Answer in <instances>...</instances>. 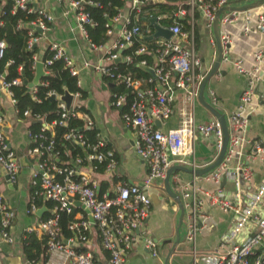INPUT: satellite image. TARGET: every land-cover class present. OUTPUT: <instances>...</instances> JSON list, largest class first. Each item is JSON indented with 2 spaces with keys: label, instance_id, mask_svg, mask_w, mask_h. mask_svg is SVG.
Returning <instances> with one entry per match:
<instances>
[{
  "label": "built area",
  "instance_id": "1",
  "mask_svg": "<svg viewBox=\"0 0 264 264\" xmlns=\"http://www.w3.org/2000/svg\"><path fill=\"white\" fill-rule=\"evenodd\" d=\"M64 1L67 10L74 11L76 26L87 40L83 25H93V22L84 11V0ZM233 1L182 0L176 16L187 18V28L184 30L175 22L162 26L157 22V17H148L147 21L155 18L156 23L161 28L167 29L171 36L168 39L157 37L152 47L140 46L133 50L136 55L149 54L153 58L150 65H146L144 59L137 62L139 67L153 72L154 77L149 76L146 80L132 79L128 74H114L110 71V65L116 59H122L126 63L132 62L130 54L120 55V52L130 47L136 37L142 36L138 25L141 15L140 5L144 3L142 1L131 0L129 12L125 13L121 8L111 17L108 26L106 25L108 27L106 35L114 31L116 39L108 47L103 58L94 65H90L85 60L75 63L73 59L64 55L60 44L53 42L49 45V50L52 51L51 59L62 58L71 76L77 77L80 67H91L100 77L105 75L115 78L126 88H130L133 96L128 102L125 100L126 93L114 92L111 94L110 105L114 108L123 107L120 112L121 121L126 128L133 131V150L145 162L147 172L146 177L138 184H128L122 180L115 183L113 190L100 192L95 175L103 173L114 175L116 161L113 152L104 148L98 134H94L93 139L89 141L80 131L69 129L64 138L74 141L83 149L84 155L83 157L76 155L73 160L71 159V165H67L66 161L59 160L51 139H46L42 133L30 135L28 130L27 136L29 139L31 137V146L26 153L33 161L34 170L29 180L32 191L28 197L25 213L33 214L40 208L37 199L49 200L52 205L47 208L50 215L38 220L34 225L25 226L22 236L35 231L46 235L44 247L47 258L44 264H103L90 250L77 251L87 245V234L90 233L92 225L97 231L100 247L106 253L107 264H125L126 255L137 239V233L143 228L149 213L150 200L145 189L153 187L156 181L162 182L167 171L173 166L187 167L191 171L188 178H179L176 174L171 176L178 188L176 200L182 208L185 223L182 245L187 248L190 264H263L264 209H260L259 204L264 201V181H260L255 188L250 189L253 184L249 161L264 155V143L251 144L250 151L245 157L238 158L239 148L245 141L243 133L246 119L243 110L251 100L248 91L240 93L238 105L228 118L227 142L220 162L201 175L194 172L200 167L194 162L195 138L211 137L215 149L219 151L223 137L220 124L215 118L205 122H196L194 118V107L203 79L199 71L200 57L195 48L194 13L198 12L205 26L210 28L216 12L224 6H232ZM35 2L36 0H12V11L25 9L28 13L36 12L33 19L25 23L19 20L16 23L17 28L27 27L28 46L35 45L41 39L48 28L45 22L49 24L51 21L46 11L34 7ZM262 5L255 7L258 8L256 11L255 8L223 11L219 15L218 22L221 25H240L243 35L255 33L264 35ZM66 13L64 12L63 15ZM114 25L118 27L117 30H114ZM34 31L38 33L34 34ZM145 32L148 33L149 29L147 28ZM148 36H151V32ZM219 41L221 60H226L229 35L219 33ZM89 45L91 48L96 47L90 43ZM4 48L5 43L0 40V60ZM251 56L255 62L264 58V42L252 52ZM9 62L7 61L5 66ZM45 63L49 64L50 60ZM232 64L238 74L247 77L249 88L259 82L264 86V79L257 77L256 68L245 69L240 60H235ZM47 73L48 71L44 69V74ZM3 77V74L0 75V89L7 92L14 106L15 100L8 88L10 85L20 84L21 80L14 78L5 81ZM146 82H151L152 86L144 87ZM76 86H78L77 79ZM28 90L34 93L35 87ZM68 94L72 97L69 108L66 109L61 101L58 104L61 119L78 104L74 103L78 93ZM47 95L59 99L63 94L56 95L49 91ZM32 98L35 99L34 96ZM14 111L17 112L15 109ZM175 111L179 113L176 126L165 130L155 127V121L166 120ZM22 116L39 121L40 132L49 127L38 114L30 113L27 109L22 112ZM78 116L83 122L81 129L94 128L92 120L86 113H79ZM2 121L3 117L0 113V123ZM63 156L69 158V151H63ZM18 168L17 157L5 141L0 129V176H6V181L13 184L17 180ZM222 179L229 180L228 182L233 184L232 192H226L219 186ZM159 187L163 188V185ZM211 209L230 213L231 222L212 248L200 250L197 245L198 235L211 227L208 214ZM60 211L67 214L74 213L73 222L68 225L72 236L63 240L58 237L56 226L57 212ZM88 216L91 217L92 222L88 220ZM12 221L13 212L7 207L0 194V237L6 244L13 242L10 233ZM140 239L146 253L162 264V253L157 240L144 234Z\"/></svg>",
  "mask_w": 264,
  "mask_h": 264
},
{
  "label": "crops",
  "instance_id": "2",
  "mask_svg": "<svg viewBox=\"0 0 264 264\" xmlns=\"http://www.w3.org/2000/svg\"><path fill=\"white\" fill-rule=\"evenodd\" d=\"M251 1L253 0H234L232 6L242 5ZM152 2H157V0H152ZM181 3L182 0L176 4L179 7ZM131 5V0H124L122 10L125 13L129 12ZM66 6L64 0H36L34 3V7L43 9L51 17L47 30L34 45L38 51L37 55L40 56L46 48L49 50V45L55 42L60 44L64 55L73 59L75 63H80L82 60L87 61L90 65L98 63L113 40L116 39L115 32L113 31L112 34L108 35L106 42L102 46L91 48L76 26L73 18L74 11L67 10ZM262 7H264V4ZM256 10L258 8L254 9V11ZM64 12H67L66 15H63ZM147 17L152 16L149 15ZM164 18V14L157 16V22L161 25L160 21ZM180 19H184L187 24L186 17H180ZM144 22L145 30L148 28L152 36L154 29L149 22ZM195 26L198 35V39L195 41V48L201 61L199 71L203 75V81L215 59V43L212 27H206L199 15L195 19ZM217 28L218 33L223 32L229 35L227 59L221 60L214 73L207 77L202 90L203 102L197 99L194 107V118L196 122H205L212 118L217 120L216 115L213 113L215 112L223 117L227 130V119L235 111L240 93L248 91L251 95V100L244 106L243 110V116L246 119V127L243 133L245 141L239 148L240 155L238 156V158H244L250 151L251 144L264 143V86L259 82L249 88L247 77L238 74L232 62L240 60L241 65L245 69L256 68L257 77L264 79V58L259 62H255L251 56L256 48L263 45L264 41L261 40V34L259 33L243 35L240 25H221L218 22ZM115 29H118L116 25H114ZM149 32H145V36L154 41L155 38L148 36ZM42 71L44 74L43 67ZM76 79L79 88L85 91L87 95L83 100L75 98L74 103L76 102L84 107L85 113L94 124L92 129L94 134H98L99 138H101L105 149L113 152L116 161L114 175L106 173L96 174V179L100 184L102 182L107 184L104 188L107 191L113 190L115 183L122 180H125L128 184L140 183L146 177V164L133 150V131L123 125L119 109L110 105L112 94L110 87L113 84L102 81L100 75L94 72L91 67L78 68ZM0 109L3 117L0 129L5 140H7V144L15 153L19 164L15 183L10 184L4 179V176H0V194L7 207L13 212V221L10 228L13 242L6 244L0 237V264H33L28 262L23 255L20 237L25 226L36 224L39 218L48 211L47 207L41 204L40 208L44 206L46 210L40 217H36L35 213H25L30 189L29 180L34 170L33 161L29 159L26 153L30 146L27 131L29 130L28 123L31 119L19 118L13 109L9 95L1 89ZM178 121L179 113L175 111L168 119L159 121V126L155 122L154 124L156 128L165 130L176 126ZM218 153L219 151L215 149L211 137L197 136L194 143V162L196 166L200 167L195 171L206 169L215 161ZM249 166L252 170L251 182L253 185L250 187L252 189L260 181H264V155L260 158H253V160L249 161ZM180 167L172 169L168 175L167 187L169 191L165 189L164 180L162 182L156 181L153 187L145 189L150 200L149 213L143 228L137 233V239L126 255L125 264H159L156 259L151 258L143 249L140 239L143 234L157 240L162 253V262L166 254L171 250L168 263L190 264L187 248L182 245L185 232L183 217L180 224L178 225L177 223L179 203L176 200V194L178 193V188L176 183L172 181L171 176L176 174L179 178H188L191 172L186 171L190 170V168ZM205 172L198 173V175ZM228 181L221 180L219 186L226 192H232L234 186ZM159 185H163V188L159 187ZM259 207L264 209V201L260 202ZM208 214L211 227L198 235L197 245L200 250L212 248L227 229L232 218L230 213H223L217 209L209 210ZM35 232L37 235L40 234L38 231ZM96 236L95 231L91 230V235L84 249L90 250L95 258H98L103 264H107L106 253L101 251L96 244Z\"/></svg>",
  "mask_w": 264,
  "mask_h": 264
},
{
  "label": "trees",
  "instance_id": "3",
  "mask_svg": "<svg viewBox=\"0 0 264 264\" xmlns=\"http://www.w3.org/2000/svg\"><path fill=\"white\" fill-rule=\"evenodd\" d=\"M142 1L143 0H138ZM181 0H162L157 2L147 1L142 7H140L141 15L138 19V25L142 31L141 37H136L132 45L128 48H124L120 55L130 54L132 57L131 63L123 62L119 59L110 65V71L114 74L125 75L128 74L132 79L146 80L149 74L146 70L139 67L137 62L140 59H144L146 65H150L153 58L149 54L136 55L133 50L137 47L144 46L146 48L152 47L153 41L145 36V28L143 23L147 21V16L157 17L159 15H165V18L160 21L161 25L168 26L169 23H177L182 30L187 28V24L184 19L178 18L176 16L178 7L176 4ZM84 11L87 13L89 19L93 22V25L84 24L83 27L86 31V38L88 43L99 47L102 46L108 36L106 31L108 29V22L111 17L123 7L124 0H84ZM87 2V3H86ZM12 8V0H0V40L5 43V48L3 52V57L0 60V75H4L5 81H11L14 78H19L21 83L18 85H10L9 90L11 92L12 98L15 100L13 109L17 112L19 118H24L22 112L24 110H29L30 113L38 114L43 122L49 127L43 132H40L41 123L35 120H30L28 123V129L30 135L42 133L46 139H51L53 141V149L58 152L59 160L66 161L67 165H71L70 162L73 158L78 155L83 157V149H81L74 141L70 139H65L64 135L69 131V129H74L80 131L84 137L89 141L93 139L94 130L92 129H81L82 118L78 116L79 113H85V109L82 105L77 104L73 109L68 111L63 119H61V110L58 107L59 100L54 98L49 99L47 93L49 91L56 95H61L65 91L68 93H78V100H83L86 97V92L76 86V77L71 76L64 66V61L60 59H51L52 51L44 50L43 53L37 55L38 51L35 46H28V34L27 27L22 26L17 28V21H22L23 23L28 20L33 19L36 16V12L28 13L25 9H15ZM134 13V11H133ZM131 15L132 12H131ZM194 17L198 18V12L194 13ZM144 21H143V20ZM148 22V21H147ZM48 26V22H45ZM107 25V26H106ZM195 40L198 39L197 28L195 26ZM34 31V34H37ZM41 61L43 68L48 71L47 74H43L38 80L37 84L34 86V93H30L28 90V83L32 81L34 75L35 62ZM50 60L49 64L45 62ZM10 61L7 66L5 63ZM102 81L105 83H112L110 87L111 93H126L125 100L128 102L132 98L130 88H126L121 81L111 78L109 76H101ZM144 87H151V82H146ZM35 97V99L32 98ZM119 111L123 110L118 108ZM1 111V109H0ZM73 113V115H71ZM64 121L65 123H58ZM31 139V137H30ZM7 142V140H5ZM46 142V141H45ZM33 144V143H32ZM31 146V143H30ZM69 151V158L63 156V151ZM72 159V160H71ZM99 171L101 169L99 168ZM105 182L99 183L100 192L104 190ZM32 191L30 186L29 195ZM44 204L47 208L52 205L49 200L41 201L37 199V205ZM50 215L49 212H45L39 220H42ZM74 213H65L64 211L57 212V235L60 240L66 239L72 236V232L69 231L68 225L73 222ZM91 230L97 231L95 226H91ZM90 233L87 234L88 239ZM96 244L99 249L103 251L100 247V242L98 236H96ZM45 240L46 235L43 233L36 234L32 232L20 237V244L23 255L25 259L33 264H44L46 261L45 254ZM84 248H79L77 251L82 252ZM264 264V260H263Z\"/></svg>",
  "mask_w": 264,
  "mask_h": 264
},
{
  "label": "water",
  "instance_id": "4",
  "mask_svg": "<svg viewBox=\"0 0 264 264\" xmlns=\"http://www.w3.org/2000/svg\"><path fill=\"white\" fill-rule=\"evenodd\" d=\"M264 4V0H253L251 2H247V3H244L242 5H236V6H224L222 8H220L215 16H214V19L212 21V24H211V27H212V34H213V38H214V43H215V59L211 65V68H210V71L208 73V75L205 77V79L201 82L200 84V87H199V90H198V100L203 102L202 101V90H203V87H204V84H205V81L207 79V77H209L211 74L214 73V71L217 69L218 67V64L220 63L221 61V58H222V52H221V45H220V41H219V33H218V28H217V23H218V18H219V15L223 12V11H227V10H234V11H243V10H246V9H251V8H255L259 5H262ZM151 27L154 29V33L152 34L151 38H157V37H162L164 39H168L170 38L171 36V33L167 30V29H164V28H161L155 21V18H150L148 19ZM264 39V35L261 34V40L263 41ZM34 46V45H33ZM118 59H116L117 61ZM42 63L40 61H37L35 62V67H34V76L32 78V81L30 83H28V88H31L33 86H35L38 82V80L40 79V77L43 75V71H42ZM147 73L151 76V77H154V74L153 72L150 70V69H146ZM55 97L54 96H50L49 99L52 100L54 99ZM59 101H61L64 105H65V108H69L70 106V103L72 101V97L70 94H68V92H64L63 95L58 99ZM214 115H216L217 117V121L219 122L220 124V127H221V131H222V144H221V147H220V150H219V153H218V156L217 158L215 159V161L209 165L206 169H204L203 171H194L195 173H202V172H205V171H208V170H211L212 168H214L216 165H218V163L220 162L222 156H223V153H224V150H225V146H226V141H227V130H226V126H225V122H224V119L222 116L220 115H217L215 112H213ZM37 123L39 121H36ZM155 124L157 126H159L160 122L159 121H155ZM174 168H179V167H171L167 173H166V176L164 178V182H165V189L166 191H169L168 190V187H167V178H168V175L169 173L172 171V169ZM180 169H182L180 167ZM188 172H191L190 170H186ZM4 179H6V176H4ZM223 180V179H222ZM76 205H78V203H75ZM45 207L42 206L41 208L37 209V211L35 212V216L36 217H40L41 214L45 211ZM181 218H182V208L179 204V215H178V219H177V223L178 225L180 224L181 222ZM88 220L90 222H92V219L90 216H88ZM177 234V233H176ZM176 243V242H175ZM174 243V244H175ZM171 254V250L166 254V256L163 258V262L162 264H168V259H169V256Z\"/></svg>",
  "mask_w": 264,
  "mask_h": 264
},
{
  "label": "rangeland",
  "instance_id": "5",
  "mask_svg": "<svg viewBox=\"0 0 264 264\" xmlns=\"http://www.w3.org/2000/svg\"><path fill=\"white\" fill-rule=\"evenodd\" d=\"M229 126L228 119H227V127ZM168 264H171L170 262Z\"/></svg>",
  "mask_w": 264,
  "mask_h": 264
}]
</instances>
